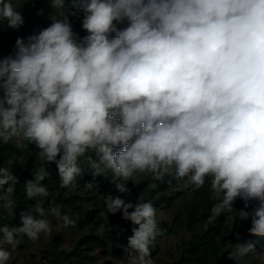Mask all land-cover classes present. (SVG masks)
I'll list each match as a JSON object with an SVG mask.
<instances>
[{"label": "clouds", "instance_id": "1", "mask_svg": "<svg viewBox=\"0 0 264 264\" xmlns=\"http://www.w3.org/2000/svg\"><path fill=\"white\" fill-rule=\"evenodd\" d=\"M21 6L0 0V23L18 30ZM71 6L83 13L87 35L73 31L65 0H51V24L18 37L14 54L0 58V143L34 144L43 163H56L62 188L83 174L81 157L93 177L86 189L108 171L119 193L130 192L127 182L137 172L161 181L187 178L183 187L197 189L210 178L219 199L209 221L232 212L238 198L246 207L255 201L239 217L251 219L250 235L264 238V0H71ZM33 175L27 198H47L48 171L41 166ZM16 183L0 167V189ZM13 190L0 193L10 209ZM106 209L134 225L119 264H153L161 235L154 206L109 195ZM34 210L44 218L22 212L21 226L0 228V245L51 235L40 201ZM48 213L57 230L75 226L58 206ZM254 248L249 241L235 251L243 256ZM9 260L0 246V264Z\"/></svg>", "mask_w": 264, "mask_h": 264}, {"label": "trees", "instance_id": "2", "mask_svg": "<svg viewBox=\"0 0 264 264\" xmlns=\"http://www.w3.org/2000/svg\"><path fill=\"white\" fill-rule=\"evenodd\" d=\"M33 2V0H30ZM66 11L65 15L68 16L69 21L77 16V10L71 6V0H65ZM125 21L119 28L127 27ZM41 30L40 26L36 25L34 30H30L27 24H23L18 30L8 28L5 23H0V58H3L9 54H14V45L18 37L26 38L28 35L37 33ZM115 33L110 34V38ZM115 150H119L118 148ZM39 149L34 144H28L26 140L17 143L15 140L8 142L7 144L0 143V163L12 162V168L10 171L17 177V183L14 185H5L3 189H0V193L6 191L8 186H11L14 190L10 193L11 199L16 203L17 211L29 212L33 214L35 211L36 201L35 199H28L25 192V184L28 180L34 179V173L43 166L49 173V176L42 182L49 192V198L51 201H57L61 206L66 208V211L70 214L71 218L77 221V209L79 204L78 198L85 199L88 203H91L97 210H101L107 213L106 199L107 196H120L126 202H131L134 205L138 202L145 203L150 202L154 207L162 206L169 203L174 197L186 191L189 187H179L172 189L174 184H177L180 180H176L172 177H165L164 180H154L152 175L143 178L139 181H129L126 185L130 192L119 193L114 183L112 182L113 173L108 171L106 174L97 176L94 181V187L92 189H86L85 183L92 182L93 177L91 170L86 163V157L79 158L78 163L84 169L81 176L77 177L73 186L68 188L60 187V177L55 162L43 163L39 158ZM93 160H98V156L94 151L87 153ZM59 159V157H57ZM67 190V194H65ZM213 195L212 193H210ZM101 195L100 199L97 196ZM1 201V200H0ZM21 207V208H20ZM234 210L232 212L221 213L213 221H209L211 211L209 209H203L200 211L189 210L186 226L189 232V238L187 242H183V252L181 259L174 260L175 264H190L192 261L194 264H232L230 258L236 256L235 246L237 244H245L248 240H251L255 248L263 245L264 238H257L255 236L248 238L242 236L241 238L229 237L227 240L219 243L217 242V234H219L224 228L222 225L227 216L233 215V231L238 227L239 212L246 209L245 202L243 200H236L233 204ZM133 209H129L132 211ZM40 217L37 213L36 218ZM6 219H12L9 214ZM105 226L108 228L102 233L89 234L96 242H102L103 239L109 240L114 246L116 241H123L128 239L132 235L131 221H125L121 217V213L110 214L107 213L105 217ZM84 221L76 222L78 226H84ZM163 223V222H162ZM157 223L158 228L161 229V235L170 233L172 229L167 227L166 222ZM162 224V226H161ZM164 225V226H163ZM200 228L198 229V227ZM237 227V228H236ZM160 235V236H161ZM155 245V243H154ZM153 245V246H154ZM254 248V249H255ZM89 248L82 246H75L72 254L76 257V260L84 263L85 259H91V264H94V256L88 251ZM64 253L63 249L61 250ZM188 255V261L183 262V257ZM191 260V261H189Z\"/></svg>", "mask_w": 264, "mask_h": 264}, {"label": "rangeland", "instance_id": "3", "mask_svg": "<svg viewBox=\"0 0 264 264\" xmlns=\"http://www.w3.org/2000/svg\"><path fill=\"white\" fill-rule=\"evenodd\" d=\"M13 3L16 5L22 4L18 10L21 11L24 24H27L30 30H34L36 25L40 26L42 30L51 24L52 21L49 17L55 11L51 7V0H33V2H30V0H13ZM41 9L43 10V14L38 15L37 12ZM82 19L83 13L78 11L77 16L70 20L73 31L78 33L81 38L88 34L82 29ZM125 25L128 26L127 23ZM118 26L120 27L121 24ZM13 140L19 144L22 142V140ZM12 165V162L0 163V167H6L9 171ZM150 175L152 174L148 171L143 173L137 172L131 179L137 182ZM186 182L187 178L181 179L171 188L177 189ZM210 184V178H206L204 186L199 189L195 188L194 185H190L189 189L174 197L169 203L154 207L157 213V223L166 222L167 227L172 230L170 233H165L157 237L155 245L152 246L151 250L153 264H175L174 260L181 259L183 255L182 244L183 242H187L189 238V232L186 226L189 210L200 211L209 209L211 211L213 204L218 202L219 197L210 190ZM64 192L65 194L68 193L67 190ZM7 196L8 199H11L10 193H8ZM100 196L101 195L97 196V199H100ZM37 200L40 201L41 206L45 208L47 219L53 223L52 233L50 236L41 234L38 241H32L26 235H20L17 237V243L14 248L7 244L0 245L10 252L8 264H91V259H85L84 263L76 260V257L72 254L76 245L89 248L88 251L94 256V264H119V261L125 259L126 254L124 248L127 246L128 239L116 241V246H114L107 239H103V241L99 243L89 237V234L102 233L108 229L104 225L106 223L105 217L107 213L95 209L93 205L88 203L85 199L78 198L77 202L79 207L77 209L78 215L76 222L80 223L84 221V226L81 227L75 224V226L57 230L55 227L57 221L48 213V209L58 206L61 209V214H65L71 218L70 214L66 211V208L61 206L57 201H51L52 199L49 198V196L45 199L38 197ZM37 200L35 199L36 203ZM238 200L241 199L238 198ZM256 206L257 202L249 201L248 206L243 211L251 212ZM16 207L15 203L14 208L10 209L5 200L0 201V228L4 226L10 228L21 226V212L17 211ZM102 212L104 215H101ZM8 214L12 219H6ZM32 215L36 218L37 213L34 211ZM43 218L44 217L40 216L36 219ZM238 220V228L236 227L237 229L233 231L234 217L232 214L227 216L222 224L224 228L217 234V242L221 243L230 236L234 238H241L242 236L248 238L253 237L249 234L251 219L244 220L239 217ZM199 228L200 226L198 229ZM0 235H2V233H0ZM249 241L251 240H248V242ZM62 249L64 253H62ZM188 258V255L183 257V262L188 261ZM230 260L232 264H264V246L261 245L255 248L253 252L243 256H232ZM190 264H194L193 261Z\"/></svg>", "mask_w": 264, "mask_h": 264}]
</instances>
